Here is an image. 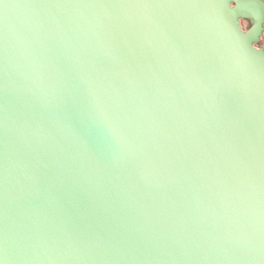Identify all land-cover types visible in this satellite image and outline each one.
<instances>
[{
    "label": "water",
    "instance_id": "95a60500",
    "mask_svg": "<svg viewBox=\"0 0 264 264\" xmlns=\"http://www.w3.org/2000/svg\"><path fill=\"white\" fill-rule=\"evenodd\" d=\"M255 1L0 0V264H264Z\"/></svg>",
    "mask_w": 264,
    "mask_h": 264
},
{
    "label": "snow or ice",
    "instance_id": "6c2138e0",
    "mask_svg": "<svg viewBox=\"0 0 264 264\" xmlns=\"http://www.w3.org/2000/svg\"><path fill=\"white\" fill-rule=\"evenodd\" d=\"M133 6L142 8L145 10H156L164 6V0H134ZM71 118H73L78 124L86 125L90 122L93 117L81 109L77 108V101L74 94L69 93L68 97L62 102ZM97 112L103 115L102 105L97 104ZM105 126L108 128L109 132L112 134L113 139L121 147V154L119 158L123 163L135 156V150L130 144L122 137L120 131L117 129L116 125L118 121H109L107 118L104 119Z\"/></svg>",
    "mask_w": 264,
    "mask_h": 264
},
{
    "label": "flooded vegetation",
    "instance_id": "af4514ba",
    "mask_svg": "<svg viewBox=\"0 0 264 264\" xmlns=\"http://www.w3.org/2000/svg\"><path fill=\"white\" fill-rule=\"evenodd\" d=\"M256 2V4H264V0H256L255 1ZM260 2V3H259ZM245 19V20H244ZM242 20H244V21H252L253 22V20H251V19H249V18H240V24L242 25ZM262 27H263V29H262V32H264V23L262 24ZM263 35V33H261L260 34V36H259V38H258V40L255 42V45L257 46L258 45V43L261 41V36ZM260 48H263L262 46L260 47Z\"/></svg>",
    "mask_w": 264,
    "mask_h": 264
}]
</instances>
